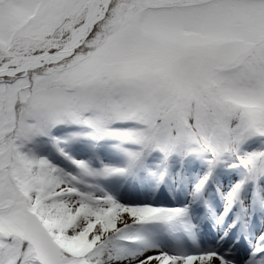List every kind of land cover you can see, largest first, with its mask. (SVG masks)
<instances>
[{
	"label": "snow or ice",
	"instance_id": "snow-or-ice-1",
	"mask_svg": "<svg viewBox=\"0 0 264 264\" xmlns=\"http://www.w3.org/2000/svg\"><path fill=\"white\" fill-rule=\"evenodd\" d=\"M0 264H264V0H0Z\"/></svg>",
	"mask_w": 264,
	"mask_h": 264
}]
</instances>
